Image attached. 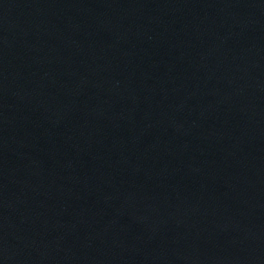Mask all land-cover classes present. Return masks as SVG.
<instances>
[{
    "label": "water",
    "instance_id": "95a60500",
    "mask_svg": "<svg viewBox=\"0 0 264 264\" xmlns=\"http://www.w3.org/2000/svg\"><path fill=\"white\" fill-rule=\"evenodd\" d=\"M0 264H264V0H0Z\"/></svg>",
    "mask_w": 264,
    "mask_h": 264
}]
</instances>
